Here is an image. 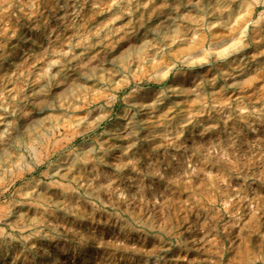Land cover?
Masks as SVG:
<instances>
[{
    "label": "clouds",
    "instance_id": "1",
    "mask_svg": "<svg viewBox=\"0 0 264 264\" xmlns=\"http://www.w3.org/2000/svg\"><path fill=\"white\" fill-rule=\"evenodd\" d=\"M0 264H264V0H0Z\"/></svg>",
    "mask_w": 264,
    "mask_h": 264
}]
</instances>
